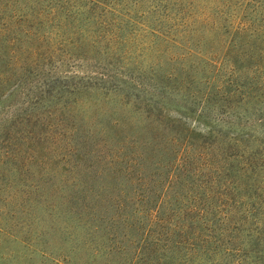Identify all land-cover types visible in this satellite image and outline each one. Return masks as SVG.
Masks as SVG:
<instances>
[{
	"label": "trees",
	"instance_id": "1",
	"mask_svg": "<svg viewBox=\"0 0 264 264\" xmlns=\"http://www.w3.org/2000/svg\"><path fill=\"white\" fill-rule=\"evenodd\" d=\"M153 14L168 20V33L157 30L168 42V78L151 86L137 79V62L142 50L138 30L149 27L141 20ZM49 62L123 63L70 72L65 64L52 67ZM143 91L148 93L145 103L140 102ZM166 108L196 115L212 137L218 135L197 143L184 124L162 116ZM223 128L230 133L223 134ZM64 141L59 156L71 152L79 161L92 158L101 165L95 178L128 157L123 169L129 172L137 158L149 159L159 151L165 169L160 192L152 188L128 200L122 190L116 215L107 221L90 206L94 191L89 182L74 178L70 195L65 179L67 195H59L71 205L62 212L65 240H77L73 231L83 228L86 234L75 244H94L102 228L105 244L92 254L117 256L120 264H139L145 255L158 254V246L225 252L239 256L236 262L264 264V0H0V190L13 187L14 181H6L10 176L28 178L27 161H41L52 150L49 144ZM235 147L239 158H263V163L250 161L245 169L215 162L216 149ZM192 151L210 158L209 167L221 173L217 179L188 180L199 172L187 166ZM75 167L67 164L62 172ZM49 174L38 170L42 179ZM113 174L109 171L110 180ZM130 177L131 185L145 180ZM203 187L226 191L200 192L192 204L190 195ZM17 194L18 206L34 203L32 196L39 195L24 189ZM218 198L225 199L222 208H216ZM108 206L114 208L112 202ZM8 216L14 221L16 212ZM254 221L261 227H251ZM116 226H122L120 233ZM8 227V235L33 241ZM77 246L72 245L74 254ZM60 257L61 264H73L72 258Z\"/></svg>",
	"mask_w": 264,
	"mask_h": 264
},
{
	"label": "rangeland",
	"instance_id": "2",
	"mask_svg": "<svg viewBox=\"0 0 264 264\" xmlns=\"http://www.w3.org/2000/svg\"><path fill=\"white\" fill-rule=\"evenodd\" d=\"M141 21H143L149 27L146 31L138 30V47L142 50L138 51L141 56L139 57L137 65L140 66L141 72L137 71V79L140 82L151 84V86H153L160 84L164 78H168V42L165 36H159L160 34L157 32V30L160 29L163 32L168 33V20L153 14L146 17L144 16ZM41 63L44 65L47 62ZM49 63L52 65V67L65 64L67 71L81 72L80 68L101 71L99 67L97 68L100 63H102V65L105 63L113 64L114 66L118 67L123 62ZM153 92L154 91H152V93ZM141 95L142 98L140 99V102L145 103L147 98L145 95H148V93L144 94L143 91ZM162 112V116H164L166 119L169 117L172 120H177L184 124L187 129L191 130L193 135L197 137L195 140L197 143H199L203 137H210V141H212L218 135V133H214V136L212 137L213 133H211V128L207 126L202 120L198 119L196 115L184 114L180 111L168 110V108L162 109ZM222 130L224 131L222 132L223 134L229 131L227 128H223ZM124 133H128V131L125 130ZM150 138V136H144L143 140L145 142H150ZM218 140H222V135ZM49 146L52 150L45 151V154L38 158H41V161H38L37 163L33 162L32 165H30L29 161H27L25 167L29 169V172L27 173L28 178L17 180L10 176L8 177L9 180L6 181H14L13 187H5L4 190H0V264H61L59 261V259H61L60 256H68L69 258H72L73 264H120L123 261H121L117 256L103 254L104 252L99 253L97 257L93 256V249H95L98 244H105V242L100 239V236L105 233V230H102V228L95 234L94 244H81L79 247L75 244L76 241L85 236L86 229L83 228L73 231V236L77 240H73V238L66 240L64 239V225L66 222H64V216L62 215V212L66 205L70 207L71 205L69 203L63 204V200L59 199V195H67V192L70 193V195H73L75 190L73 187L71 188L72 180L79 176L85 183L89 182L87 186L94 191L93 196L89 194L90 206L95 210H98V217L104 216L106 221L111 220L112 217L116 215L113 211L116 208V204L120 199L123 200L122 197H124V194L121 192L122 190H126L125 195L128 200L135 196H145L152 188L156 189L158 192L162 190L163 184L165 183L163 182V171L165 169L159 164L163 158L162 151L154 153L149 159H144V157L137 158L138 162L135 168L133 167V170H130L129 172L123 169L127 165V161L130 160L129 157L124 161L120 160L119 162H115L116 168H107L100 177L95 178L94 175L100 170L101 167L98 162L88 157L84 159V161H79L71 152H68V156L66 158L63 155L59 156L57 152H60L61 150L64 151L66 148L65 141L62 143L56 142L54 145L49 144ZM88 146L89 144L87 147ZM224 146L225 145H223V147ZM150 148L151 146L149 149ZM216 150L217 158L215 159V162L217 163L224 164L227 162L228 164L233 165L243 164L245 169L247 168V164L250 161L263 163L261 162L263 161V158L257 157L252 159L248 158V156L239 158L238 154L242 153L241 151H238L236 147L228 149L218 148ZM209 159L210 158L205 157L204 154L201 156L200 153L192 151L187 161V166L188 168L192 169V171L199 172H195V175L190 176L188 180H196V183L199 184L201 182H206L205 178L211 180L212 176L217 179V176H219L221 173L218 171H212V167H209L208 164ZM67 164L70 166L76 164V167L71 173L64 174L62 169ZM39 168L44 169L45 172L48 171L50 174L44 179L40 178L38 176ZM254 168L258 174H260L259 167L255 165ZM109 171L113 172V175L116 176L112 180L109 179ZM54 172H56V174L53 175ZM128 174L129 176H127ZM196 174L198 175L197 177ZM125 175L127 176L128 181L125 180ZM130 175L134 178H144L145 180L143 182L141 181L138 185L135 183L131 185L129 178L132 177H130ZM150 177L153 178L151 185L147 183ZM254 178L255 177L252 179ZM65 179L68 181L69 185L67 192L65 191L66 188L64 187L65 185L63 183ZM21 183L24 185L26 184V187L21 185ZM18 189H24L27 191V193L29 192V194L33 195L39 194L38 196H32V198H37V200L34 203H28L26 206H18L17 203L14 202L18 197ZM194 189L199 190L200 188L196 186ZM204 189L205 187H203L202 191L193 192L190 195L192 204L195 203L194 198L200 192H210L211 190H214L216 193H219L226 191L225 188H208L206 191H203ZM81 190H83V188H81ZM59 192L61 194H59ZM10 195H13L14 197L9 198ZM4 200H7V202L5 203ZM224 201V198L223 200L222 198L216 199L215 202H218L216 208H222V203ZM108 202H112L114 204V208L109 209L110 206H108ZM3 204L8 205L6 206V209H2ZM144 205H147L146 202H144ZM23 208L27 212L25 210H21ZM15 212L16 219L11 221L8 213L14 214ZM10 224L13 228L12 232L15 234H20L22 232V234H25V236H29V238L33 240L30 241L32 245L22 242L16 239V237L8 235L4 229L10 228L8 227ZM14 224H16V226H14ZM121 227L122 226L115 227L117 233L121 232ZM249 227L250 226H245L243 230ZM251 227L260 228L261 223L254 221V225ZM217 236L220 237L219 232ZM35 242H39V245L35 246ZM73 244L78 247L75 254L71 252L73 249ZM40 245L47 246V250H41L40 248L42 247H40ZM158 248V254L145 255L141 258V262L139 264H176L177 260H181L183 264H246L245 262H250L247 259L243 260L244 262H236L239 256L235 258V256L225 252L205 254L194 251L188 252L185 249L180 252L177 250L168 251V247L166 246H158ZM164 248L167 250L166 253V250H163ZM52 252L54 253L52 254ZM175 259L176 261H174ZM238 261L240 260L238 259Z\"/></svg>",
	"mask_w": 264,
	"mask_h": 264
}]
</instances>
